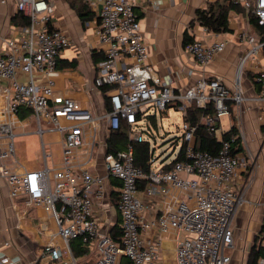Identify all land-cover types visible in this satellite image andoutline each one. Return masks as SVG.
Here are the masks:
<instances>
[{"label":"built area","instance_id":"1","mask_svg":"<svg viewBox=\"0 0 264 264\" xmlns=\"http://www.w3.org/2000/svg\"><path fill=\"white\" fill-rule=\"evenodd\" d=\"M100 1L96 33L104 59L97 65L95 86L109 87V108L103 114L94 115L55 90L59 57L71 39L66 31L50 25L53 2L17 0L18 8L30 18L26 34L2 38L0 79L6 86L1 95L7 107L5 120L0 122V176L6 179L12 196H23L28 206L42 207L56 223L57 232L47 238L39 260L59 261L66 251L76 263L71 242L80 239L82 246L96 248L98 258L93 264H121L124 256L132 264H229L235 240L232 220L246 199L245 190L236 189L232 182L238 169L248 167L249 161L231 152L230 140L216 124L220 115L230 113L228 100L236 106L245 100L240 74L248 60L255 61L257 67L255 81L260 89L254 99L264 102V64L258 59L264 40L259 35L240 34L248 49L240 58L232 88L222 76L204 73L191 85L180 87L172 73H163L150 62L135 12L137 0ZM237 1L264 27V0ZM227 44L226 39L195 38L184 49L204 72ZM192 72L190 69L189 75ZM23 75L26 80L21 79ZM190 104L200 108L213 105L214 115L202 116L200 121L209 125L220 142L218 152L198 149L197 126L183 119L184 159L169 170L163 168L164 161L154 167L153 156L148 171L138 166L134 142L146 140L141 121L145 118L151 129V109L165 111L175 106L184 113ZM22 108L31 110L40 133L63 134L57 162H51L55 154L43 142V167L18 171L4 163L7 159L17 161L12 116ZM101 120H106L104 129ZM122 121L129 126V143L122 150L109 152L106 139L111 131L120 129ZM110 177L120 181L117 206L122 233L118 240L102 231L95 209L105 196L104 181ZM174 190L184 194L175 205L167 200ZM157 194L162 197L154 203ZM170 233H174L175 249L166 261L160 244ZM55 235L64 247L56 243ZM260 241L264 245V230ZM0 264H10V258L0 255ZM259 264H264V256Z\"/></svg>","mask_w":264,"mask_h":264},{"label":"crops","instance_id":"2","mask_svg":"<svg viewBox=\"0 0 264 264\" xmlns=\"http://www.w3.org/2000/svg\"><path fill=\"white\" fill-rule=\"evenodd\" d=\"M49 1L55 5L51 27L66 31L71 39L70 45L61 51L59 57L55 90L62 96L72 97L94 115L103 114L108 109V90L104 93L102 88L95 86L96 68L104 59L103 45L96 33L101 1ZM209 1L215 0H137L135 4V12L150 52V62L163 73H172L175 83L180 87L191 85L204 73L208 76H222L227 86L232 88L240 58L248 49V43L240 40V34L246 32L258 37L248 16L243 13H230L231 31L228 32H209L204 26L196 23L192 30L189 29L195 38L228 41L226 49L209 63L203 72L200 65L185 51L183 33L195 17L196 10L205 7ZM21 12L17 0H0V54L2 38H23L26 34V23L21 17ZM258 59L264 64L263 52L259 54ZM70 62H74V65H68ZM190 69L193 70L192 75H189ZM256 71L255 61L248 60L240 74L245 100L240 106H236L233 100H228L233 108V112L229 113L231 121L233 123L234 117L242 137L244 150L239 155L244 156L249 161L248 165L250 164L249 167L241 166L232 182L236 189L245 190L246 199L232 220L237 241L229 250L232 258L229 264H243L244 261L247 263V258L236 259L239 258L240 244L243 237L255 240L261 234L259 230L264 222V177L261 183L262 179L256 177L258 172L254 173L258 161L259 168L264 169V102L254 99L259 91L255 85ZM21 79L26 80V76L23 75ZM4 86L6 82L0 79V122L5 120L7 107L6 98L1 95ZM12 124L17 161L7 159L4 163L18 171L43 167V142L55 154L51 162L58 161L63 134L55 131L40 133L32 112L24 116L20 112L13 115ZM105 126L106 120H101V129ZM101 137L104 135L101 134ZM102 141L104 139L101 138ZM119 185L117 178L105 179V196L95 206L104 232H111L112 228L121 222L117 206ZM139 195H143L142 192ZM161 197L157 194L153 202ZM182 198L184 194L174 190L167 200L175 205ZM163 203L159 202L158 205ZM54 232H57V226L50 214L42 207L28 206L23 196H12L6 179L0 176V255L8 256L10 264H27L32 261H36V264H73V259L66 251L62 260L47 263L39 260L47 238L52 237ZM54 239L64 247L60 236L55 235ZM75 241L78 240L72 242ZM85 248V253L77 255L71 246L76 259L74 264H93L98 258L96 248ZM174 249V233H170L164 236L160 244L164 260L168 261L172 257Z\"/></svg>","mask_w":264,"mask_h":264},{"label":"trees","instance_id":"3","mask_svg":"<svg viewBox=\"0 0 264 264\" xmlns=\"http://www.w3.org/2000/svg\"><path fill=\"white\" fill-rule=\"evenodd\" d=\"M232 11L236 13H243L246 16H248L250 24L255 29V31L258 33L260 38L264 40V27L258 23V20L254 16L253 13L247 12L245 7L242 6L239 1L237 0H215V1H209L205 7H201L196 10L195 17L191 20L188 27L183 33V45L185 46L187 43L195 39V36L189 31V29L192 30L196 23H199L202 26L206 27L207 29L213 32H216V33L231 31V28L229 26V18H230V13ZM21 17L24 23H26L27 25L30 21L29 16L21 12ZM263 53H264V49H263ZM68 65L72 66L74 65V62H70ZM255 85L257 89L259 90L260 89L259 85L258 84H255ZM102 89H103V92L106 93L109 87L104 86L102 87ZM107 103H108V108H109V98H107ZM228 106H229L230 113H232L233 108L229 101H228ZM20 113L22 116L28 115L31 113V110L29 108H22L20 110ZM214 113H215V110L212 104L208 105L206 108H200V107H197L195 104H190L186 108V111L183 113V119L190 122L192 125L197 126L196 133H195L196 147L201 150H206L212 153H217L220 147V142L215 137L214 133L209 129V125L200 121L202 116L214 115ZM148 119L151 125L157 126L156 115L154 114L150 115L148 116ZM234 120L235 119L233 117V123L230 129L227 131H223V137L225 139L230 140L231 152L233 154H239L240 152H243L244 147H243L240 130L236 126V123ZM218 125H220V121L217 122L216 126ZM128 129H129L128 124L122 121L120 129L116 131H111V133L108 135L106 139L107 151L116 152L118 150L124 149L128 145L129 143ZM134 146H135L136 164L142 167L145 171H148L150 168L149 159L152 156V150L150 148V144L148 140H145L142 142H134ZM184 146L185 145H182L180 151L176 154L173 160H171L170 162L164 161V165H163L164 169L169 170L174 166V164L177 161L184 159ZM146 183L147 181L145 180V182L141 186H144ZM120 223L118 222L112 228L110 232L113 235V237L117 240L120 239V236L122 233ZM263 230H264V224L262 228L260 229V233H262ZM258 236L260 238V235ZM257 238H256V241H257ZM259 238H258L259 243L256 244L255 242L252 245V248L248 256V261L246 264H259L260 257L264 256V245L262 244ZM77 240L78 241L71 243V246L73 247V251L77 255L85 253L87 249L84 246H82V242L80 239H77ZM121 264H132V263L127 257L124 256L121 259Z\"/></svg>","mask_w":264,"mask_h":264},{"label":"rangeland","instance_id":"4","mask_svg":"<svg viewBox=\"0 0 264 264\" xmlns=\"http://www.w3.org/2000/svg\"><path fill=\"white\" fill-rule=\"evenodd\" d=\"M151 110L156 115L157 126L152 125L151 129H149L145 118L141 121V123L143 126L142 129L144 130L143 134L145 139L148 140L152 150V156L155 158L153 166L157 167L161 165L163 161L170 162L173 160L181 148L183 133V129L181 128L183 123V111L182 109L176 108L175 106H168L167 110L165 111L154 109ZM219 119L221 129L223 131L229 130L232 126L230 114L224 113L220 115ZM256 171L258 172L256 177L262 179V183L264 169L259 168V161L256 163L254 173ZM258 238L256 241V238L254 240L251 237L250 239L243 237V240L240 244L241 248H239V258L236 259L240 260V258L244 257V260L247 258L248 261L250 245L254 244L255 242L256 244L259 243ZM236 241L237 239L234 240V244H236ZM243 264H246V262L244 261Z\"/></svg>","mask_w":264,"mask_h":264},{"label":"water","instance_id":"5","mask_svg":"<svg viewBox=\"0 0 264 264\" xmlns=\"http://www.w3.org/2000/svg\"><path fill=\"white\" fill-rule=\"evenodd\" d=\"M264 224V223H263ZM263 224H262V226H263Z\"/></svg>","mask_w":264,"mask_h":264}]
</instances>
